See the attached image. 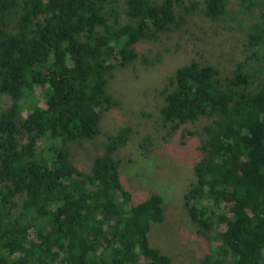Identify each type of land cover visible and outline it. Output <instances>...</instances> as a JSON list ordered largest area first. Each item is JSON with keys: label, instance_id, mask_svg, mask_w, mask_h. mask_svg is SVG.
<instances>
[{"label": "trees", "instance_id": "trees-1", "mask_svg": "<svg viewBox=\"0 0 264 264\" xmlns=\"http://www.w3.org/2000/svg\"><path fill=\"white\" fill-rule=\"evenodd\" d=\"M181 5L0 0V102L8 100L0 105V264H176L150 239L169 217L165 198L139 200L122 172L132 129L110 137L89 172L71 161V146L94 141L118 106L109 94L115 71L161 60L139 46L180 30ZM201 6L213 20L252 22L242 25L246 58L230 75L192 60L161 91L163 128L180 133L182 146L202 138L177 201L206 253L198 264H264V0H240L233 13L228 0L184 10ZM6 19L16 20L13 30ZM35 86L50 98L57 91L49 109L30 104ZM88 106L98 110L92 119Z\"/></svg>", "mask_w": 264, "mask_h": 264}, {"label": "rangeland", "instance_id": "rangeland-1", "mask_svg": "<svg viewBox=\"0 0 264 264\" xmlns=\"http://www.w3.org/2000/svg\"><path fill=\"white\" fill-rule=\"evenodd\" d=\"M203 1L184 0V5L177 7V14L186 18L182 28L160 41H146L139 46L142 57L155 59L160 54V61L150 66L137 62L128 69L115 71L109 94L119 101L118 106L104 114L100 134L94 141L71 146V161L81 171L89 172L109 138L128 127L132 129L128 144L120 151L124 161L122 172L127 187L139 200L153 194L165 198L169 217L165 223L153 227L150 239L153 247L173 257L176 264H198L206 255L184 204L177 201L178 189L192 181V162L198 157L202 138L197 135L182 146L180 133L170 135V128H163L159 114L164 100L161 91L168 77L192 60L215 65L230 75L246 58L242 25L252 22L247 14L240 15L239 21L213 20L204 15V6L192 13L184 10L191 2ZM228 1L230 13L242 10L240 0ZM6 21L10 24L8 30H13L16 20ZM2 22L0 19V26ZM33 90L34 101L30 104L34 108L46 110L53 105L57 91L50 98L49 88L35 86ZM7 104L8 100L2 98L0 105ZM97 112V108L88 106L85 116L92 119ZM222 229L226 230V225Z\"/></svg>", "mask_w": 264, "mask_h": 264}]
</instances>
